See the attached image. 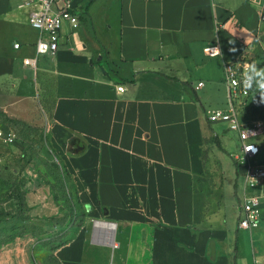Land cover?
<instances>
[{
	"label": "crops",
	"instance_id": "0c3cea01",
	"mask_svg": "<svg viewBox=\"0 0 264 264\" xmlns=\"http://www.w3.org/2000/svg\"><path fill=\"white\" fill-rule=\"evenodd\" d=\"M28 1L0 0V101L20 116L34 99L50 111L51 144L86 210L59 263L264 264V179H247L230 156L238 133L206 116L231 106L227 65L246 59L264 77L263 0H72L80 23L65 21L59 49L41 55ZM261 100L254 91L242 111ZM255 139L264 162V133ZM221 152L234 170L221 167L216 208L202 187ZM32 200V221L61 215L48 191ZM253 200L258 225L242 227ZM17 234L0 264H37L36 232Z\"/></svg>",
	"mask_w": 264,
	"mask_h": 264
},
{
	"label": "rangeland",
	"instance_id": "374dc122",
	"mask_svg": "<svg viewBox=\"0 0 264 264\" xmlns=\"http://www.w3.org/2000/svg\"><path fill=\"white\" fill-rule=\"evenodd\" d=\"M257 92L262 100L252 109L242 111L241 116L250 123L262 124L257 134L259 136L264 133V77H260V89ZM34 100L33 107L22 116L12 113L11 109L0 101V128L13 130L17 135L13 143L2 145L5 147V159L0 168V250L18 237L17 233L26 232L29 228L36 232V237L40 240L35 252L37 264H60L54 252L61 243L69 240L73 227L84 221L86 210L80 205L77 188L61 165L51 144L48 128L50 111ZM231 135L234 136L233 133ZM231 149L234 151V147L231 146ZM225 162L226 168H229L232 174V159L226 153H218V158L212 162L210 179L205 181L202 187V191L207 194V205L211 206L213 200L212 204L216 208L222 205L224 195L225 177L221 167ZM41 189L52 195L61 210V215L50 217L46 222L32 221L29 214L33 194ZM50 222L52 226L67 225L66 234L60 235L56 231L43 234L44 223Z\"/></svg>",
	"mask_w": 264,
	"mask_h": 264
},
{
	"label": "built area",
	"instance_id": "2783aa9c",
	"mask_svg": "<svg viewBox=\"0 0 264 264\" xmlns=\"http://www.w3.org/2000/svg\"><path fill=\"white\" fill-rule=\"evenodd\" d=\"M26 5L32 6L30 10V23L36 28L40 37L35 44L38 55L55 52L59 49L62 39V26L65 21L73 25L80 23L82 12L72 4V0H29ZM259 18L264 21V0L259 8ZM19 47V43L15 45ZM210 55H215V47L208 49ZM24 63L36 67L34 59L26 58ZM226 78L231 90V106L228 109L208 110L206 116L210 122L226 123L228 128L238 133L241 142L240 148L230 153V156L239 164L247 165V179L250 182H260L264 179V162L256 158L260 153V145L255 137L261 130V123H250L241 116L242 107L254 92V73L246 59L237 60L226 69ZM199 85H203L200 82ZM123 91L124 85L118 87ZM17 138L13 130L0 128V168L4 165L5 147ZM4 148V149H3ZM256 200L244 202L243 216L240 226L255 228L258 219L255 210Z\"/></svg>",
	"mask_w": 264,
	"mask_h": 264
},
{
	"label": "trees",
	"instance_id": "16d2710c",
	"mask_svg": "<svg viewBox=\"0 0 264 264\" xmlns=\"http://www.w3.org/2000/svg\"><path fill=\"white\" fill-rule=\"evenodd\" d=\"M254 79H255V81H254V83H253V89H254V91H258L259 89H260V77H258L257 75H255L254 76ZM229 130H227V132H228ZM226 132V133H227ZM226 133H225V135H226ZM214 142L216 143V144H218V145H221V141H220V139L218 138V137H215L214 138ZM223 150H225V151H227V148H226V146L225 145H221L220 146Z\"/></svg>",
	"mask_w": 264,
	"mask_h": 264
},
{
	"label": "bare ground",
	"instance_id": "6f19581e",
	"mask_svg": "<svg viewBox=\"0 0 264 264\" xmlns=\"http://www.w3.org/2000/svg\"><path fill=\"white\" fill-rule=\"evenodd\" d=\"M106 224V223H105Z\"/></svg>",
	"mask_w": 264,
	"mask_h": 264
}]
</instances>
